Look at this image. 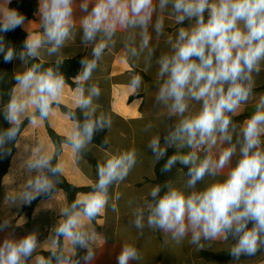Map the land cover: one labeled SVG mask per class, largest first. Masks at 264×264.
I'll return each instance as SVG.
<instances>
[{"label": "clouds", "instance_id": "9594fccd", "mask_svg": "<svg viewBox=\"0 0 264 264\" xmlns=\"http://www.w3.org/2000/svg\"><path fill=\"white\" fill-rule=\"evenodd\" d=\"M12 5L0 0V64L12 67L6 101L0 92V158L13 155L26 128L58 112L70 128L59 147L39 140L28 146L23 178L6 180L9 209L41 199L61 203L44 238L38 229L18 232L23 218L0 216V264H94L107 242L93 222L118 210L122 194L113 189L134 170L139 150L106 147L89 190L71 202L59 187L60 157L70 151L78 163L96 134L111 127V114L98 110L95 74L117 44L132 71V93L144 85L135 68L155 67L157 118L143 125L146 148L160 174L179 166L177 179L151 185L135 202L131 225L141 236L147 228L197 252L226 245L230 264L264 256V0H36L32 18ZM18 29L25 33L19 43L10 38ZM77 36L91 53L69 84L61 54ZM5 75L0 70V82ZM115 260L142 264L144 253L125 241Z\"/></svg>", "mask_w": 264, "mask_h": 264}, {"label": "crops", "instance_id": "0c3cea01", "mask_svg": "<svg viewBox=\"0 0 264 264\" xmlns=\"http://www.w3.org/2000/svg\"><path fill=\"white\" fill-rule=\"evenodd\" d=\"M160 47L163 48L162 42ZM90 53L91 48H85L77 36L62 51L61 55L63 59H68L79 54L87 56ZM50 59L55 60L56 57ZM135 70L146 77H143L144 85L138 94L132 93L127 87L132 71L129 63L123 58L122 46L117 44L113 51L105 55L102 70L95 74V80L102 89L98 110L108 112L112 116V125L106 129V138L109 140L107 148L115 150L135 146L139 150L140 156L127 180L113 189V193L122 194L121 199L117 202L118 210L113 212L109 209L98 219V222H93L97 234L102 238H107V242L97 249L98 255L94 264H116L115 258L119 246L125 241L135 242L142 249L144 253L142 264H230L231 259L214 261L206 260L201 256L203 251L227 252L226 245L213 244L212 247L197 252L194 246H190L186 242L180 247L173 246L165 240L162 233L156 234L147 228L141 236L130 223L135 202L146 194L151 185L155 184V165L152 163L150 151L146 148L148 137L142 131L143 125L149 119L157 118L153 105L155 67L144 71V65L141 62ZM261 79H264V73L261 74ZM73 101V93L66 91L64 104L71 106ZM47 128L64 137V133L70 128V122L66 121L63 115L58 112L44 124L26 128L25 135L20 138L19 146L15 148L8 171L2 179L0 194V216H12L13 223L23 218L25 223L18 227L17 231L38 229L41 238L46 237L51 227L56 223L61 201L41 199L28 216L26 211L19 213V210L9 209L4 203V196L9 188L6 180L11 174L14 173L18 180L23 178L20 175L19 165L27 147L37 140L49 146L54 145L47 133ZM85 150L96 162L103 158L105 152V149H101L94 143L89 144ZM60 159L64 162V173L61 177L67 183L76 187H88V182L95 179L96 165L90 164L84 157L77 163L72 153L65 151ZM177 168H174L171 173L164 174L163 182L166 179H177ZM62 195L67 201L63 190ZM129 201H132V204H129ZM262 261H264V256L258 255L247 260L246 264H261ZM132 264H138V262H132Z\"/></svg>", "mask_w": 264, "mask_h": 264}, {"label": "trees", "instance_id": "16d2710c", "mask_svg": "<svg viewBox=\"0 0 264 264\" xmlns=\"http://www.w3.org/2000/svg\"><path fill=\"white\" fill-rule=\"evenodd\" d=\"M12 6H18L22 12L27 14L29 18H32V13L36 9V0H13ZM25 33L21 30H17L15 33L10 34V38L13 39L15 42L19 43L22 41ZM85 55L79 54L77 56H74L72 58L63 59V63L61 66V71L64 72L66 75V78L68 79V83L72 84V77L75 76L80 68L79 60L84 57ZM2 59V58H0ZM0 70H3L6 75L4 76V80L0 82V92L5 93L3 96V101H6L7 96L6 93L8 89L12 86V67L9 65H3L0 64ZM137 71V70H135ZM139 72V71H137ZM140 74L145 77L141 72ZM146 78V77H145ZM63 109V106H62ZM66 110V109H63ZM0 125L6 126L5 122L3 121V118L0 117ZM47 133L52 140L53 144L57 147H59L60 142L63 140L64 137H61L57 135L54 131H52L50 128H47ZM106 138V130L100 133H97L94 137V140L92 143L100 147L101 149H106L107 146L104 145L103 141ZM15 152V148L13 149V153ZM10 157H3L0 158V194H1V187H2V179L4 175L7 173L9 165H10ZM83 157L93 165H96L97 162L91 158V156L88 154V152L85 150L83 153ZM55 163V161H53ZM162 163V162H161ZM160 165L155 164L154 166V173H155V180L154 183H163L164 180V174H160L159 172ZM62 183L59 185V187L64 191L67 197V201L71 202L75 199L76 194L79 192H85L88 191V187H76L72 184L67 183L62 177H60ZM39 200L35 201L31 207H26L23 210H19V213L26 211L27 215L30 216L34 206ZM95 222V221H94ZM158 234V232H155ZM47 255V253H44ZM201 256L206 260H214V261H223L226 259H232L227 252H221V253H211L203 251L201 253Z\"/></svg>", "mask_w": 264, "mask_h": 264}]
</instances>
